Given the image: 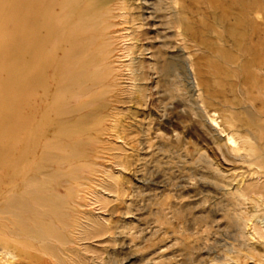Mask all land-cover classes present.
I'll return each instance as SVG.
<instances>
[{
	"label": "rangeland",
	"instance_id": "obj_1",
	"mask_svg": "<svg viewBox=\"0 0 264 264\" xmlns=\"http://www.w3.org/2000/svg\"><path fill=\"white\" fill-rule=\"evenodd\" d=\"M80 1L0 0V264H264V0H107L109 101Z\"/></svg>",
	"mask_w": 264,
	"mask_h": 264
},
{
	"label": "bare ground",
	"instance_id": "obj_2",
	"mask_svg": "<svg viewBox=\"0 0 264 264\" xmlns=\"http://www.w3.org/2000/svg\"><path fill=\"white\" fill-rule=\"evenodd\" d=\"M80 1V0H79ZM111 1V0H109ZM106 0V2H102V1H91V0H86L84 2V0L81 2H78L76 7H74L75 12L80 16V17H87L88 19H91L92 24H90L89 26L80 29L82 30V34L83 36L88 35L89 37L86 38V43L89 44H94V46L96 48L95 49V53H96V57L93 55V57H95V64L97 65V72L100 74L99 76V80L101 85L103 83L106 84V94L108 95V101L111 99H115V92L118 90L117 89V85L116 82L119 79L117 74H115V72L112 70L111 65L112 62L110 60V51H109V47H110V42H109V35L111 33H113L114 28L116 26V24L112 21L113 18L115 19L114 16L115 14H112L113 9L109 7H107L106 12H104V10L106 9V5H108L107 3L109 2ZM144 2L147 4L148 1L144 0ZM243 2V0H242ZM173 4L177 5L178 4V8H173L171 2L170 3H165L166 5H164L165 7H162L161 10H168L169 11V15L173 18V21L171 22L172 25H174L175 28H181L183 34H186V37L188 38L187 41H191V33L193 30V26H194V22H193V4L191 2V0L188 1L187 5H184L183 3L179 5V0H173L172 1ZM84 4H87L86 6H84ZM69 5V4H68ZM242 6L247 7L249 11H253L255 9L254 6H250L248 4H242ZM105 7V8H104ZM167 7V8H166ZM104 9V10H103ZM67 13V12H66ZM70 13V12H69ZM143 15V14H142ZM144 16V15H143ZM143 16H141L143 18ZM151 16V15H150ZM145 17V16H144ZM167 17V16H166ZM146 18V17H145ZM153 18V16H152ZM160 18V17H158ZM167 19V18H166ZM248 23L249 26L251 28H253V30H256L259 28L257 22L251 18L250 16H248ZM56 21V20H55ZM57 22V21H56ZM143 22V21H142ZM65 23V22H64ZM169 23V22H168ZM44 24V23H43ZM67 24V23H66ZM164 24V23H163ZM162 25V23H161ZM160 26V25H159ZM151 27V26H150ZM153 27V26H152ZM67 28V27H66ZM170 28V27H169ZM172 28V27H171ZM70 29V28H69ZM67 29V30H69ZM79 29V30H80ZM165 30V29H164ZM74 32V31H72ZM236 32V31H235ZM64 34V32H63ZM79 34V35H82ZM77 35V34H76ZM65 36V35H64ZM66 37V36H65ZM72 37V36H70ZM78 37V36H76ZM158 37V36H157ZM168 37V36H167ZM69 38V37H67ZM75 38V37H74ZM78 39V38H77ZM158 39V38H157ZM162 39V38H161ZM165 39V38H164ZM69 40V39H67ZM76 40V38L74 39V41ZM80 40V39H78ZM77 40V41H78ZM261 40V39H260ZM84 44V45H85ZM68 51H65V53H67L66 55V66H67V72H66V80H67V84L68 86H70L71 82H72V78L73 77V68H72V59H73V55H72V43L71 40H69L68 43ZM83 45V44H81ZM88 45V44H87ZM176 45V44H175ZM79 46V44H78ZM263 46V45H262ZM162 47V46H161ZM164 47V46H163ZM67 50V49H66ZM79 50V48H78ZM85 51V50H84ZM79 52V51H78ZM86 52V51H85ZM85 54V53H84ZM93 54V53H92ZM90 57V56H89ZM82 58V57H81ZM88 58V57H87ZM80 59V58H79ZM180 60V59H179ZM76 61V60H75ZM77 62V61H76ZM81 62V60H80ZM75 64V63H74ZM147 64V63H146ZM94 65V64H93ZM77 66L78 65H74ZM80 66V65H79ZM78 66V67H79ZM89 67V66H88ZM75 68V69H76ZM184 68V67H183ZM186 68V67H185ZM77 70V69H76ZM183 70V69H182ZM192 70V74L195 76V70L193 67H191ZM261 70V69H260ZM264 71V70H263ZM75 72V71H74ZM95 72V71H94ZM77 73V72H76ZM83 73V71H82ZM93 73V72H92ZM75 74V73H74ZM98 78V77H97ZM92 79V78H91ZM90 80V79H89ZM95 80V79H94ZM97 82V81H95ZM189 82V81H188ZM196 83V82H195ZM94 84V82H93ZM98 85V83H97ZM197 85V83H196ZM65 86V85H64ZM190 86V85H189ZM67 87V86H66ZM65 87V89H66ZM72 88V87H71ZM93 88V87H92ZM101 89V88H100ZM66 91V90H65ZM102 95V94H100ZM68 97V96H66ZM66 100H69L68 98ZM66 103V101H65ZM67 105V104H66ZM91 105V104H90ZM89 105V106H90ZM70 106V105H69ZM92 106V105H91ZM68 108V107H67ZM71 109V107H70ZM73 110V109H72ZM77 110H80L79 107ZM69 111V110H68ZM67 111V112H68ZM73 111H76L73 110ZM85 112V111H84ZM96 112V111H95ZM73 113V112H72ZM75 113V112H74ZM93 113V112H91ZM70 114V113H69ZM77 114V113H76ZM79 114V113H78ZM86 114V113H85ZM96 114V113H95ZM70 116V115H69ZM72 117V116H71ZM79 120V119H78ZM94 122V120H93ZM74 124V123H73ZM77 125V124H76ZM89 127V126H88ZM75 128V127H74ZM77 130V129H76ZM90 131V130H89ZM81 134H78L77 137V141H80L81 139ZM76 139V138H75ZM89 141V140H88ZM228 141L231 143V139L228 138ZM227 141V142H228ZM234 142V141H233ZM235 143V142H234ZM90 144V143H89ZM90 146V145H89ZM1 151V150H0ZM2 178L0 179V189L2 186ZM2 199L1 195H0V200ZM60 241V240H59ZM0 254L4 257H10L12 258L13 255L11 253V251L5 249V248H1L0 249Z\"/></svg>",
	"mask_w": 264,
	"mask_h": 264
}]
</instances>
